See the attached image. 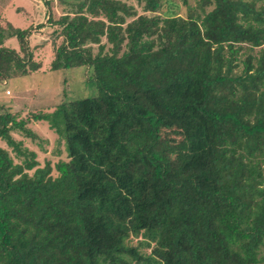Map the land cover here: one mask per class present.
<instances>
[{"label":"trees","instance_id":"16d2710c","mask_svg":"<svg viewBox=\"0 0 264 264\" xmlns=\"http://www.w3.org/2000/svg\"><path fill=\"white\" fill-rule=\"evenodd\" d=\"M137 2L155 15L80 0L54 20L49 70L85 67L96 96L0 113V264H264V6ZM30 33L0 27V83L41 68ZM36 122L66 159L11 137Z\"/></svg>","mask_w":264,"mask_h":264},{"label":"rangeland","instance_id":"374dc122","mask_svg":"<svg viewBox=\"0 0 264 264\" xmlns=\"http://www.w3.org/2000/svg\"><path fill=\"white\" fill-rule=\"evenodd\" d=\"M120 1L132 8V12L138 16L155 15L145 13L143 4L138 3L137 0ZM171 1L179 6L177 10L175 9L177 13L185 17L187 14V8L182 5V0ZM198 1L199 0H187V4L191 8H196ZM40 4L39 9H35V12H41L46 9L48 13L47 8H45L42 3ZM256 5L259 7L264 6V0H256ZM211 9L212 7L206 8V12H209ZM58 19H56V21ZM130 20L131 19H127V22ZM59 31L60 29L58 27H53L52 30H46L45 32L48 42L51 41V48L53 51L63 42V37L58 33ZM105 42V39H102V44H106ZM31 44L32 43L29 42L30 49L32 48ZM12 47L16 50L19 49V44L16 40H14ZM106 47L107 49L109 48L108 45ZM92 50L96 53L98 47L94 45L92 46ZM41 59V64L46 65V68L52 60H47V57ZM89 77V70L85 67H78L58 71H50L48 68L42 73H33L31 77L10 79L8 85L5 86L6 82L2 83L3 85L0 84V113H5L6 111L12 112L13 114L16 113L19 115L18 117L22 119V114L24 115V113L26 118L27 116L40 112H51L57 104L61 102L94 97L98 94V89ZM6 90L10 92L9 94H6L9 95L8 97L4 94ZM16 98H18L17 101ZM14 100L17 102V105L16 110L13 111L10 106L14 105ZM29 128L38 135L40 138L39 140L34 141L26 139L23 135L14 132L10 133L11 137L15 141L22 142L23 147L27 150L36 153L37 160L42 166L48 161L53 165L59 160L66 159V151L63 143L59 142L58 136L49 129L47 124L36 122L29 126ZM39 142H43L42 146L39 145ZM0 147L7 150L13 158L15 157L12 150L2 140H0ZM15 162H18L17 159H15ZM53 175L56 176V174ZM136 241V239H133V244H135ZM142 252L150 253V250L142 249Z\"/></svg>","mask_w":264,"mask_h":264},{"label":"crops","instance_id":"0c3cea01","mask_svg":"<svg viewBox=\"0 0 264 264\" xmlns=\"http://www.w3.org/2000/svg\"><path fill=\"white\" fill-rule=\"evenodd\" d=\"M77 1L78 0H0V27L4 28L9 24L14 29L30 30L31 33L28 43H32L31 51L33 54V60L41 64V58L43 57H47V60L54 58V51L51 48V41L48 42V38H46V30H52L54 20L68 14L70 5L76 3ZM40 3H42L44 7L47 8L48 13L46 9L41 12H35V9H39L41 5ZM14 40L16 39H7L4 41L2 46L13 49L12 44ZM16 51H19V49ZM50 63L47 68L46 65L41 64V68L33 73L44 72L50 67ZM33 73L28 76L31 77ZM9 82L10 80L6 81L5 86L8 85ZM7 91L8 90L4 92L5 95ZM6 96L8 97L9 95ZM17 99L18 98H16V101ZM16 101L14 100V105L10 106L13 111L16 110Z\"/></svg>","mask_w":264,"mask_h":264},{"label":"built area","instance_id":"2783aa9c","mask_svg":"<svg viewBox=\"0 0 264 264\" xmlns=\"http://www.w3.org/2000/svg\"><path fill=\"white\" fill-rule=\"evenodd\" d=\"M6 94H9V92L7 91Z\"/></svg>","mask_w":264,"mask_h":264}]
</instances>
